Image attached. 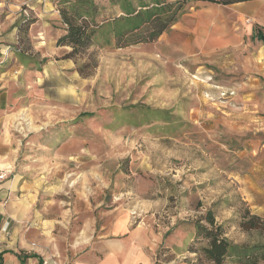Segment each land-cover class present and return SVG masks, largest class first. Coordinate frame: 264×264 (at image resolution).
<instances>
[{"label": "rangeland", "instance_id": "obj_1", "mask_svg": "<svg viewBox=\"0 0 264 264\" xmlns=\"http://www.w3.org/2000/svg\"><path fill=\"white\" fill-rule=\"evenodd\" d=\"M54 1L0 0V181L20 185L23 247L70 264L157 235L154 264H186L206 210L264 243L238 226L264 221V0H185L155 42L72 60Z\"/></svg>", "mask_w": 264, "mask_h": 264}, {"label": "trees", "instance_id": "obj_2", "mask_svg": "<svg viewBox=\"0 0 264 264\" xmlns=\"http://www.w3.org/2000/svg\"><path fill=\"white\" fill-rule=\"evenodd\" d=\"M218 5H231L251 0H196ZM117 11L104 17V8L97 0H55L54 7L63 25L56 41L60 47H69L64 59H74L90 47L126 48L155 42L175 25L183 14L185 0H105ZM264 45V36L256 33ZM87 59L92 62L93 54ZM75 62V61H74ZM87 66V65H85ZM83 68V67H82ZM82 68H78L80 72ZM86 68V67H85ZM245 232L264 235V221L244 210L238 222ZM194 237L187 252L186 264H264V243H234L225 237L221 224L206 210L192 221Z\"/></svg>", "mask_w": 264, "mask_h": 264}, {"label": "crops", "instance_id": "obj_3", "mask_svg": "<svg viewBox=\"0 0 264 264\" xmlns=\"http://www.w3.org/2000/svg\"><path fill=\"white\" fill-rule=\"evenodd\" d=\"M19 187V183L15 186L13 181H0V264H62L61 261L49 262L40 253L27 250L17 234L11 231L15 222L28 216V209L13 200L18 195ZM121 226L119 232L125 230L123 226L126 225L123 223ZM158 237L147 235L137 241V235L130 233L119 244L100 245V257H95L91 249L70 264H154Z\"/></svg>", "mask_w": 264, "mask_h": 264}]
</instances>
